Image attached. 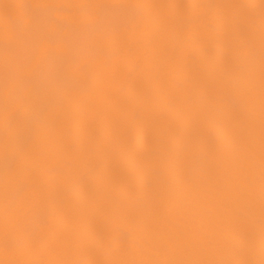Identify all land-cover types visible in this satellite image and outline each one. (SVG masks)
<instances>
[{"label": "bare ground", "instance_id": "6f19581e", "mask_svg": "<svg viewBox=\"0 0 264 264\" xmlns=\"http://www.w3.org/2000/svg\"><path fill=\"white\" fill-rule=\"evenodd\" d=\"M0 264H264V0H0Z\"/></svg>", "mask_w": 264, "mask_h": 264}]
</instances>
